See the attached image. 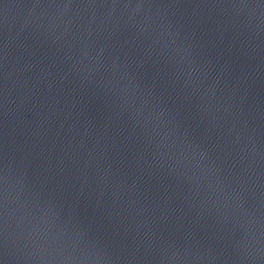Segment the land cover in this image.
Returning <instances> with one entry per match:
<instances>
[{"label":"water","instance_id":"obj_1","mask_svg":"<svg viewBox=\"0 0 264 264\" xmlns=\"http://www.w3.org/2000/svg\"><path fill=\"white\" fill-rule=\"evenodd\" d=\"M0 264H264V0H0Z\"/></svg>","mask_w":264,"mask_h":264}]
</instances>
